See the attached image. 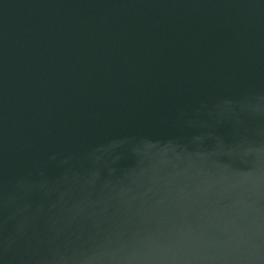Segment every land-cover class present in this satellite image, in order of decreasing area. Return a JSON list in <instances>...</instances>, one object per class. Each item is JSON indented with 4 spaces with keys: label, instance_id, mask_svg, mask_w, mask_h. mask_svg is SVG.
Listing matches in <instances>:
<instances>
[{
    "label": "water",
    "instance_id": "water-1",
    "mask_svg": "<svg viewBox=\"0 0 264 264\" xmlns=\"http://www.w3.org/2000/svg\"><path fill=\"white\" fill-rule=\"evenodd\" d=\"M0 264H264V0H0Z\"/></svg>",
    "mask_w": 264,
    "mask_h": 264
}]
</instances>
